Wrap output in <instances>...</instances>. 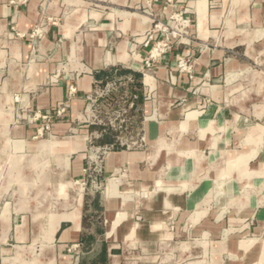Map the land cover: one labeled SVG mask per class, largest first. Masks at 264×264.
Listing matches in <instances>:
<instances>
[{
  "label": "crops",
  "instance_id": "obj_1",
  "mask_svg": "<svg viewBox=\"0 0 264 264\" xmlns=\"http://www.w3.org/2000/svg\"><path fill=\"white\" fill-rule=\"evenodd\" d=\"M176 14L190 36L148 70L164 38L155 27ZM262 50L264 0H0V169L6 147L26 151L9 182L46 195L47 174L37 191L33 180L44 150L58 146L76 155L58 176L88 183L84 150L96 134L85 114L99 87L125 78L146 147L108 153L96 190L74 192L65 179L49 240L78 249L74 264H264V93L232 85ZM181 56L192 57V75L179 69ZM65 102V120L53 125L62 140L36 145L28 116ZM31 205L3 207L2 254L6 241L32 242L20 212Z\"/></svg>",
  "mask_w": 264,
  "mask_h": 264
},
{
  "label": "rangeland",
  "instance_id": "obj_2",
  "mask_svg": "<svg viewBox=\"0 0 264 264\" xmlns=\"http://www.w3.org/2000/svg\"><path fill=\"white\" fill-rule=\"evenodd\" d=\"M184 18V17H183ZM186 19V18H185ZM188 20V19H187ZM190 33V31L188 32ZM190 34L184 38H189ZM183 38V39H184ZM236 56H242V51H235ZM258 58L255 59V63L249 64L247 67L238 70L236 76L232 79V85H237V93H264V50L260 51ZM263 60V62H262ZM129 84L125 78H120L105 85L99 87L97 92L91 97V109L86 112L85 120L91 126L103 127L104 129H113L116 133L115 141L117 146L114 145L115 150L121 149V143L126 147L127 145L136 146L141 145L145 148L146 143L144 139V131L142 127V118L137 112L136 103L138 96L130 93L128 87ZM133 97V98H132ZM134 99V100H133ZM136 101V102H135ZM134 103L130 106V103ZM63 105L51 113H41L36 111L26 119L29 123L38 125L36 128V134L34 135V141L37 143L43 141H51L53 139L62 140V138L54 133L53 125L60 121L65 120L64 116L66 110L62 111ZM94 135L98 134V138L89 135L86 140L85 157L86 166L84 173L87 180L81 179H69L60 178L59 173H65L64 167L67 163L75 158V154L66 155L62 151L61 147H49L42 153L41 151H34L31 154H44L43 159L46 164V168L43 170H36L33 187L35 191L43 187L42 183L48 178L49 192L46 195L42 193L28 194L27 192H18L17 187H24L28 184L27 180H23L20 183H10V174L12 161L19 154H27L24 152H15L10 146L6 147V151L2 153V169H0V214L3 207L13 206L17 201H30L31 207L24 209L23 215L27 218V223L24 225L28 233L33 237L31 240L22 245H16L14 241H6L7 245H3L7 248L6 252L2 254L0 252V264H74L75 259H70L69 256H74L78 250L73 246L61 251L57 240H49L50 235H54L55 222L53 220L63 212L62 201L68 194L66 189L59 192L58 187L66 181V185L74 192L82 191L86 193L90 186L96 190L100 187V184H91V178L88 175L93 176L94 162L97 159L98 153L96 149L100 146L98 142L101 138V133L97 129H93ZM67 136H71L69 133ZM113 145V144H108ZM135 148V147H132ZM41 159V157H39ZM65 177V175L63 174ZM30 183V182H29ZM27 187V186H26ZM66 187V188H67ZM67 188V190H68ZM26 191V190H25ZM31 199L30 197H32ZM11 210V208H10ZM37 216L39 218H37ZM72 216L67 215V220ZM57 221V220H56ZM53 222V224H51ZM51 224V226H50ZM51 227V229H50ZM53 232V233H52ZM76 249V251H75Z\"/></svg>",
  "mask_w": 264,
  "mask_h": 264
},
{
  "label": "built area",
  "instance_id": "obj_3",
  "mask_svg": "<svg viewBox=\"0 0 264 264\" xmlns=\"http://www.w3.org/2000/svg\"><path fill=\"white\" fill-rule=\"evenodd\" d=\"M26 1V0H22ZM173 19V25L169 24H163L159 23L156 25L155 28H157L159 31L164 33V38L160 41H157L151 51L148 55L147 61H146V67L148 70L152 69L153 64L157 59L164 56L168 52L172 51L174 46L177 43H180L184 37L188 36V32L190 31V21L183 18L182 14H176L172 17ZM43 29H36L31 37H39L42 35ZM191 56H181L178 60V67L181 71H184L190 75L193 73L194 68V61H192ZM75 89L71 90V94ZM68 102H65L63 104L62 111H65L68 108ZM130 106H133V103L130 104ZM122 148L131 149L132 147H141V145L136 146H130L127 145L124 147V145L121 143ZM115 150L114 145H106L101 148H97L96 152L98 153L97 159L94 162L95 167L93 168V176L88 175L92 180L91 182L93 184H97L99 181V174L102 171V164L103 161L108 153Z\"/></svg>",
  "mask_w": 264,
  "mask_h": 264
},
{
  "label": "trees",
  "instance_id": "obj_4",
  "mask_svg": "<svg viewBox=\"0 0 264 264\" xmlns=\"http://www.w3.org/2000/svg\"><path fill=\"white\" fill-rule=\"evenodd\" d=\"M102 84L105 85L106 82L104 81ZM139 86H141V85L139 84ZM90 129L91 130L97 129L100 132L103 131L101 133V138H100V140L98 142V145L104 146V145H107V144H113V145L117 146V143L115 141L116 133L113 131V129L108 128L106 130L103 127H96V126H91Z\"/></svg>",
  "mask_w": 264,
  "mask_h": 264
},
{
  "label": "bare ground",
  "instance_id": "obj_5",
  "mask_svg": "<svg viewBox=\"0 0 264 264\" xmlns=\"http://www.w3.org/2000/svg\"><path fill=\"white\" fill-rule=\"evenodd\" d=\"M58 142V141H57ZM56 144V143H55ZM67 216V215H66ZM55 224V223H54ZM52 230H55V229H52ZM53 233V232H52Z\"/></svg>",
  "mask_w": 264,
  "mask_h": 264
}]
</instances>
